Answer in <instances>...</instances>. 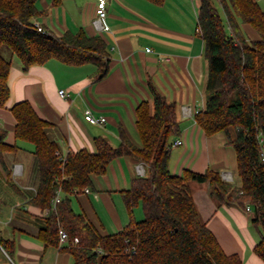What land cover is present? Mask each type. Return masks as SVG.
Listing matches in <instances>:
<instances>
[{
  "label": "crops",
  "instance_id": "crops-1",
  "mask_svg": "<svg viewBox=\"0 0 264 264\" xmlns=\"http://www.w3.org/2000/svg\"><path fill=\"white\" fill-rule=\"evenodd\" d=\"M96 4L97 0H62L58 5L54 0H39L33 23L57 36L85 31L90 37H102L111 58L105 79L96 81L97 67L92 64L73 66L53 59L25 69L16 56L10 58V97L0 107V128L6 131L5 143L18 149L0 158V264L74 263L63 246H46L39 238L51 208L41 209L32 203L41 182L34 146L16 140L17 121L11 109L21 102H29L38 117L51 125L47 134L58 144V152L67 157L82 150L95 153L97 138L118 147L121 132L141 147L137 109L143 102L153 106L154 87L176 104L181 122V134L173 143L180 140L182 145L171 150V173H231L233 184L241 186L237 153L227 135L208 136L194 118L206 108L209 77L205 43L198 28L201 0H165L162 5L149 0H108L103 31L94 25ZM216 7L223 16L221 5L216 3ZM243 28L249 40H260L251 25L243 24ZM61 90L67 98L59 95ZM89 111L97 118L104 117L106 123L87 122ZM140 164L131 157L115 159L105 174L92 177L88 192L71 197L73 210L83 214L103 236L119 234L133 220L139 221L142 208L131 214L122 194L134 179L147 175L145 165L144 174L139 173ZM15 165L22 167L19 176L13 174ZM190 187L202 221L225 253L239 255L243 264H264L255 253L260 234L253 229L252 209L246 212L237 204L221 205L212 196L209 183H191Z\"/></svg>",
  "mask_w": 264,
  "mask_h": 264
},
{
  "label": "trees",
  "instance_id": "trees-1",
  "mask_svg": "<svg viewBox=\"0 0 264 264\" xmlns=\"http://www.w3.org/2000/svg\"><path fill=\"white\" fill-rule=\"evenodd\" d=\"M39 0H0V107L10 97L8 87L12 60L3 56L7 48L25 69L58 60L67 65L92 64L96 81L110 72L111 58L100 36L85 31L61 36L33 23ZM162 5L165 0H149ZM62 0H54L55 5ZM219 3L223 16L216 7ZM256 30L260 40H249L241 25ZM198 28L209 62L206 108L194 116L208 135L225 133L236 153L241 186L225 182L219 173L199 174L186 170L173 175L169 169L173 139L181 134L175 103L168 102L151 87L153 106L143 102L137 109V129L141 147L124 132L121 143L113 147L106 139L95 140L96 152L71 153L63 164L57 156L59 146L29 102L13 106L17 125L16 140L34 146L40 174V188L33 204L52 208L59 189L62 201L51 210L40 231L46 246H60L62 227L69 241L62 247L73 264H243L239 255H227L219 241L201 219L193 198L191 183H209L212 196L221 205L250 206L252 224L260 234L255 253L264 261V9L257 0H201ZM11 56V57H12ZM0 128V158L17 151L5 143ZM119 157H131L148 168L123 192L131 214L142 208L144 219L133 220L116 235H101L83 214L73 210L71 197L92 186V177L106 173ZM76 240L79 242L76 243Z\"/></svg>",
  "mask_w": 264,
  "mask_h": 264
},
{
  "label": "built area",
  "instance_id": "built-area-1",
  "mask_svg": "<svg viewBox=\"0 0 264 264\" xmlns=\"http://www.w3.org/2000/svg\"><path fill=\"white\" fill-rule=\"evenodd\" d=\"M107 5H108V0H97V4H96V19L94 21V25L95 27L99 30V31H103L105 29V25H104V21L107 17ZM38 28L39 31L43 32L44 30L40 27V26H36ZM200 32V30H199ZM201 33V32H200ZM147 52H150V49L147 50ZM59 95L62 98H67V93L64 90H61L59 92ZM185 111V115L189 114V110H184ZM86 121L89 122L90 124L93 125H103L106 123V119L104 117H95L90 111L87 113L86 117H85ZM260 144L262 145V159L264 161V139L262 138L260 140ZM182 145V141H176L173 144V147H177V146H181ZM57 156L60 158L61 162L64 164L66 162V157H63L59 152L57 153ZM138 171L140 174H144L145 169L143 164H140L138 166ZM22 172V167L20 165H15L13 167V174L15 176H19ZM222 179L227 182V183H233L234 179H233V175L231 173H223L222 174ZM86 192H88V189L85 190ZM62 190L59 189L57 191V194L52 202V208L49 210V212L51 210L56 211L58 205L61 203L62 201ZM246 211L247 212H251V207L247 206L246 207ZM59 235H60V246H65V244L68 243L69 241V236L67 234V232L60 227L59 229ZM79 241L76 240V243H78Z\"/></svg>",
  "mask_w": 264,
  "mask_h": 264
},
{
  "label": "rangeland",
  "instance_id": "rangeland-1",
  "mask_svg": "<svg viewBox=\"0 0 264 264\" xmlns=\"http://www.w3.org/2000/svg\"><path fill=\"white\" fill-rule=\"evenodd\" d=\"M259 3H260V5H261V7H262V9H264V0H259ZM242 28H243V24H242ZM243 30H244V28H243ZM245 31V30H244ZM3 56L6 58V59H10L11 58V52L7 49V48H5V49H3ZM23 145H25V146H29V148H31L32 147V145L31 144H28V143H24ZM246 209V208H245ZM252 209V208H251ZM247 212V211H246ZM144 219V213L142 212V214L139 216V221H142ZM255 227H253V229H254ZM256 229V228H255ZM255 229H254V232H256L255 231ZM257 230V229H256Z\"/></svg>",
  "mask_w": 264,
  "mask_h": 264
}]
</instances>
